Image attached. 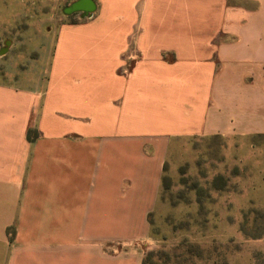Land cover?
<instances>
[{
    "label": "crops",
    "instance_id": "crops-1",
    "mask_svg": "<svg viewBox=\"0 0 264 264\" xmlns=\"http://www.w3.org/2000/svg\"><path fill=\"white\" fill-rule=\"evenodd\" d=\"M94 1L0 79V264H142L170 140L264 136V0Z\"/></svg>",
    "mask_w": 264,
    "mask_h": 264
},
{
    "label": "rangeland",
    "instance_id": "rangeland-1",
    "mask_svg": "<svg viewBox=\"0 0 264 264\" xmlns=\"http://www.w3.org/2000/svg\"><path fill=\"white\" fill-rule=\"evenodd\" d=\"M72 1L0 0L1 80L43 89ZM148 219L143 264H264V136L171 139Z\"/></svg>",
    "mask_w": 264,
    "mask_h": 264
},
{
    "label": "water",
    "instance_id": "water-1",
    "mask_svg": "<svg viewBox=\"0 0 264 264\" xmlns=\"http://www.w3.org/2000/svg\"><path fill=\"white\" fill-rule=\"evenodd\" d=\"M96 2L94 0H74L62 7L61 12L64 15L79 13L81 18L91 17L96 10Z\"/></svg>",
    "mask_w": 264,
    "mask_h": 264
},
{
    "label": "trees",
    "instance_id": "trees-1",
    "mask_svg": "<svg viewBox=\"0 0 264 264\" xmlns=\"http://www.w3.org/2000/svg\"><path fill=\"white\" fill-rule=\"evenodd\" d=\"M142 264H143V260H142Z\"/></svg>",
    "mask_w": 264,
    "mask_h": 264
}]
</instances>
